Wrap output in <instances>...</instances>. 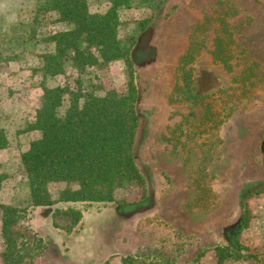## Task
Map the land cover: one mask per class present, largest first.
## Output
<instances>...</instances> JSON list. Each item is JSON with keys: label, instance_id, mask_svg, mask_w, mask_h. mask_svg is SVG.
Returning a JSON list of instances; mask_svg holds the SVG:
<instances>
[{"label": "rangeland", "instance_id": "1", "mask_svg": "<svg viewBox=\"0 0 264 264\" xmlns=\"http://www.w3.org/2000/svg\"><path fill=\"white\" fill-rule=\"evenodd\" d=\"M92 12L107 9L91 0ZM36 0H0L10 25L30 26ZM119 35H139L130 66L111 64L97 80L126 91L132 73L140 127L134 158L145 187L110 203H56L21 214L13 232L23 264H264V0H164L156 11H120ZM38 17L37 45L0 67V129L9 174L0 201L24 210L29 195L20 157L43 96L42 55L71 29ZM73 82L77 72L69 68ZM66 76L47 79L48 86ZM66 188L52 184L54 199ZM254 202H253V201ZM123 202V203H122ZM256 203V206L253 204ZM81 216V217H80ZM0 212V264L3 240Z\"/></svg>", "mask_w": 264, "mask_h": 264}, {"label": "trees", "instance_id": "2", "mask_svg": "<svg viewBox=\"0 0 264 264\" xmlns=\"http://www.w3.org/2000/svg\"><path fill=\"white\" fill-rule=\"evenodd\" d=\"M97 1H104L107 9L92 12L91 0H36L37 16L55 14L56 22L71 29L45 40L54 43L55 50L41 56L43 65L38 71L44 77L43 96L29 126V131H39L41 137L22 153L19 166L29 191L24 199L27 206L21 210L0 201L3 264L24 263L13 228L27 209L56 203L116 202L119 193L146 185L134 158L140 127L134 75L130 74L126 91L107 90L97 80L114 62L130 66L135 42L151 23L144 19L139 35L122 39L120 11L141 7L156 11L164 0ZM37 16L28 26L10 25L0 15V67L19 61L40 42ZM69 68L77 72L73 82L67 79ZM60 76L67 81L52 87L45 83ZM8 145L7 134L0 129V152ZM9 178L0 171V193ZM52 184L66 186L57 200L49 190Z\"/></svg>", "mask_w": 264, "mask_h": 264}, {"label": "crops", "instance_id": "3", "mask_svg": "<svg viewBox=\"0 0 264 264\" xmlns=\"http://www.w3.org/2000/svg\"><path fill=\"white\" fill-rule=\"evenodd\" d=\"M257 200H259L258 202L261 204V207H262L264 204V193L260 196V198H257ZM253 205L256 206V203H254Z\"/></svg>", "mask_w": 264, "mask_h": 264}]
</instances>
